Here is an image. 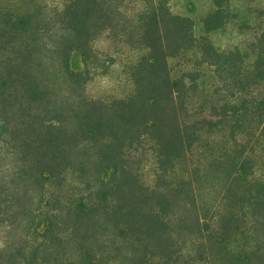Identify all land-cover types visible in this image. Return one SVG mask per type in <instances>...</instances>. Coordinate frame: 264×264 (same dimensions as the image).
I'll return each instance as SVG.
<instances>
[{"label": "trees", "instance_id": "trees-1", "mask_svg": "<svg viewBox=\"0 0 264 264\" xmlns=\"http://www.w3.org/2000/svg\"><path fill=\"white\" fill-rule=\"evenodd\" d=\"M54 4L0 0V264H264V0L200 27L170 0ZM96 37L133 52L127 94H86Z\"/></svg>", "mask_w": 264, "mask_h": 264}, {"label": "rangeland", "instance_id": "rangeland-1", "mask_svg": "<svg viewBox=\"0 0 264 264\" xmlns=\"http://www.w3.org/2000/svg\"><path fill=\"white\" fill-rule=\"evenodd\" d=\"M56 1V0H55ZM48 5V8H54V0H44ZM170 5L175 13L181 14L183 16L193 19L196 25L199 27L202 26L203 17L211 10L212 0H170ZM53 39L57 37H63V31L59 33H52ZM107 37H96L91 42V51L92 54L96 55L100 59L105 60V65L97 69V63H102L98 60L94 61L93 64H90L88 69L85 65V59L82 54L75 50L72 54L71 64L74 69L79 71H84V75L87 80L86 94L91 97H109L113 94L121 96L127 94L130 89H132V82L129 79V69L131 61L134 57L133 52L128 47H124L118 40H112ZM218 42L224 44L227 42L229 36L227 34L218 35ZM56 39V38H55ZM110 54H113L110 55ZM109 55V56H107ZM110 56L111 59L109 58ZM49 59L52 62V67L58 62V53L51 52L49 53ZM89 70V71H88ZM139 159L136 166H139L141 163H153L155 160L154 156L146 154L145 147L138 150ZM142 173V178L145 181L152 180V171L150 168H145ZM51 207V206H50ZM0 242V247H2ZM57 249L56 246H54ZM59 252L55 256H51L47 261V264H76V254H74V249H64L58 248ZM3 258H6L8 253ZM22 259V257H20ZM35 264V263H34Z\"/></svg>", "mask_w": 264, "mask_h": 264}]
</instances>
